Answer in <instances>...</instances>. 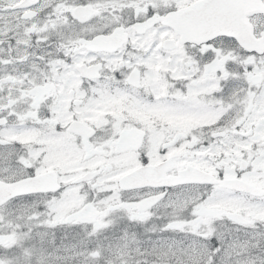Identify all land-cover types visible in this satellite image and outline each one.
I'll return each instance as SVG.
<instances>
[{"label": "snow or ice", "instance_id": "snow-or-ice-1", "mask_svg": "<svg viewBox=\"0 0 264 264\" xmlns=\"http://www.w3.org/2000/svg\"><path fill=\"white\" fill-rule=\"evenodd\" d=\"M0 264H264V0H0Z\"/></svg>", "mask_w": 264, "mask_h": 264}]
</instances>
